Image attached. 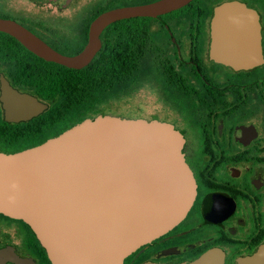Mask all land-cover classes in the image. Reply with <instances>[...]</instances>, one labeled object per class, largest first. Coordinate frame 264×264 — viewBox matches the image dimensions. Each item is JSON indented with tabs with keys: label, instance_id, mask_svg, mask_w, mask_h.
<instances>
[{
	"label": "flooded vegetation",
	"instance_id": "1",
	"mask_svg": "<svg viewBox=\"0 0 264 264\" xmlns=\"http://www.w3.org/2000/svg\"><path fill=\"white\" fill-rule=\"evenodd\" d=\"M158 1L0 0V20L71 57L84 49L90 25L102 13ZM229 2L255 13L259 54L247 68L212 55L214 10ZM109 31L117 85L105 107L170 125L195 183L184 219L122 264H182L206 253L221 264H264V0H192L156 17L116 21L101 32L96 55ZM45 63L0 32V151L26 150L53 135V90L46 98L38 93L45 79L51 87L53 69ZM120 72L125 78L119 82ZM3 85L45 108L32 115L28 104L23 120L22 107L2 99ZM0 264L54 263L26 223L0 214Z\"/></svg>",
	"mask_w": 264,
	"mask_h": 264
},
{
	"label": "water",
	"instance_id": "2",
	"mask_svg": "<svg viewBox=\"0 0 264 264\" xmlns=\"http://www.w3.org/2000/svg\"><path fill=\"white\" fill-rule=\"evenodd\" d=\"M191 1L160 0L102 13L91 23L84 49L71 57L14 22L0 20V32L46 62L79 70L100 50L99 36L108 25L156 17ZM211 33L212 55L218 62L239 68L254 63L259 54L257 22L245 5L217 6ZM2 99L22 107L23 120L28 104L32 115L45 108L4 85ZM194 198L195 183L180 152V137L159 121L98 115L38 146L0 152V214L26 223L54 264H122L178 225ZM182 264L221 261L206 253Z\"/></svg>",
	"mask_w": 264,
	"mask_h": 264
},
{
	"label": "trees",
	"instance_id": "3",
	"mask_svg": "<svg viewBox=\"0 0 264 264\" xmlns=\"http://www.w3.org/2000/svg\"><path fill=\"white\" fill-rule=\"evenodd\" d=\"M115 59L109 31L103 35L102 50L85 69L74 71L54 63H45L53 69L51 87H48L45 79L44 89L39 86L38 93L40 97L46 98L47 91L53 90L54 133L51 137L58 136L84 119L106 114L105 104L112 98L114 87L117 85L114 77ZM125 64L126 59L123 58L120 65ZM119 74L120 82L125 78V72ZM23 150L24 147L17 149V152ZM0 152L16 153L15 151Z\"/></svg>",
	"mask_w": 264,
	"mask_h": 264
},
{
	"label": "rangeland",
	"instance_id": "4",
	"mask_svg": "<svg viewBox=\"0 0 264 264\" xmlns=\"http://www.w3.org/2000/svg\"><path fill=\"white\" fill-rule=\"evenodd\" d=\"M121 108H126L127 105L125 103H122L120 105ZM112 109H115V107L113 105H109L107 106L106 109H104V112L105 113H108V114H111V115H115V116H119V117H123V118H129L131 117L132 115L129 114L128 112V109H119L118 110L116 109V111L112 110Z\"/></svg>",
	"mask_w": 264,
	"mask_h": 264
}]
</instances>
